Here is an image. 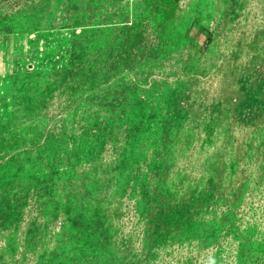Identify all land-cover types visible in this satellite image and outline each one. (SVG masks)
<instances>
[{
    "label": "rangeland",
    "instance_id": "1",
    "mask_svg": "<svg viewBox=\"0 0 264 264\" xmlns=\"http://www.w3.org/2000/svg\"><path fill=\"white\" fill-rule=\"evenodd\" d=\"M0 264H264V0H0Z\"/></svg>",
    "mask_w": 264,
    "mask_h": 264
}]
</instances>
